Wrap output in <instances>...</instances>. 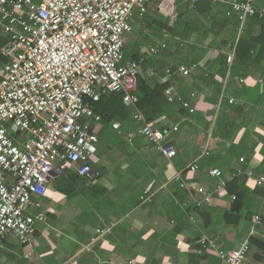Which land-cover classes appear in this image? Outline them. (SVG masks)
<instances>
[{
  "label": "crops",
  "instance_id": "crops-1",
  "mask_svg": "<svg viewBox=\"0 0 264 264\" xmlns=\"http://www.w3.org/2000/svg\"><path fill=\"white\" fill-rule=\"evenodd\" d=\"M161 1L148 0L145 17L133 16L124 57L126 64L144 59L139 72L145 83L168 84L164 95L172 108L169 116L175 117L181 107L187 111L177 120L168 116L160 121L175 158L171 164L164 160L133 118L126 124L100 122L94 128L97 150L89 163L98 175L80 177L76 166L56 163L58 174L27 208L39 217L34 235L25 244L7 236L0 264H213V253L197 254L201 238L213 241L217 249L232 250L249 237L263 236L244 215L252 202L258 203L250 207L252 213L264 214V199L252 195L256 185L245 175L264 174V46L261 52L260 47L250 52L241 65L235 56L230 64L227 54L242 33L249 38L259 34L264 0H254L259 15L240 27L231 18L234 14L227 16L226 1L210 0L211 11L196 17L192 2L197 0H176L175 19L159 12ZM164 22L176 26L173 32L160 26ZM161 43L164 50L148 54ZM218 56L226 61L219 63ZM181 68H188V75L181 74ZM128 133L134 135L131 142L125 139ZM193 161L198 171L185 172ZM213 170L221 172L219 179L211 176ZM240 175L245 176L248 194L245 206L234 211L226 185ZM221 182L226 185L217 191ZM182 183L194 188L191 194ZM197 187L214 192L207 228L194 211H186L196 201L208 204L201 202ZM225 212L238 213L240 221L227 225ZM245 264H252L250 256Z\"/></svg>",
  "mask_w": 264,
  "mask_h": 264
},
{
  "label": "built area",
  "instance_id": "built-area-1",
  "mask_svg": "<svg viewBox=\"0 0 264 264\" xmlns=\"http://www.w3.org/2000/svg\"><path fill=\"white\" fill-rule=\"evenodd\" d=\"M175 1L162 0L159 12L175 19ZM253 3L231 1L227 16L237 14L243 26L256 13ZM147 8L148 0H0V248L7 236L25 244L34 235L39 217L27 208L58 174L56 163L76 166L80 177L98 175L89 163L97 150L94 128L101 118L91 104L104 95L121 94L126 107L136 108L144 59L124 64V48L133 16H144ZM165 48L161 43L148 54ZM234 56V51L227 54L230 64ZM180 73L188 75L189 70L181 68ZM132 118L141 126L139 133L171 164L176 150L165 143L166 133L153 128L139 110ZM112 127L120 128L118 123ZM125 139L131 142L134 135ZM198 169L193 161L185 172ZM211 174L221 176L219 170ZM245 175L264 186V174ZM225 185L221 182L216 190ZM180 187L189 194L194 189L185 183ZM195 192L205 203L214 193L202 187ZM251 224L263 228L264 215L255 214ZM198 244L197 254L211 252L223 264H245L251 251L248 242L232 250L217 249L206 238Z\"/></svg>",
  "mask_w": 264,
  "mask_h": 264
},
{
  "label": "trees",
  "instance_id": "trees-1",
  "mask_svg": "<svg viewBox=\"0 0 264 264\" xmlns=\"http://www.w3.org/2000/svg\"><path fill=\"white\" fill-rule=\"evenodd\" d=\"M226 2H231L233 0H221ZM237 1H243V0H237ZM259 1V0H258ZM190 3V0H188ZM257 3V2H256ZM193 4V11L194 15L197 17H201L205 15L207 12L211 11V2L210 0H197L195 2H192ZM146 15V14H145ZM144 15V17H145ZM143 18V16H142ZM180 18V17H179ZM177 21V26L181 23V18ZM235 24L240 27V22L237 14H234L231 17ZM251 20L254 21V17H250ZM261 23L260 32L259 34L254 38L246 37L245 35L240 36L238 39L236 45H235V63L238 65L245 64L247 62V57L249 56L250 52L255 53V49L257 47H260V52L263 50L261 47L264 46V18L259 19ZM161 27H164L167 31L173 32L174 28L169 27L167 23H159ZM243 29V28H242ZM241 30V28H240ZM237 33V29L235 31V35ZM224 62L226 59L223 57ZM223 59L221 56H218L217 61L219 63L223 62ZM137 61V60H135ZM195 62V59L193 60ZM223 62V63H224ZM123 63H125V57L123 59ZM222 63V64H223ZM234 63V65H235ZM143 64V63H142ZM141 64V65H142ZM192 64V63H191ZM234 65L231 69H234ZM237 65V66H238ZM168 84H153L149 85L145 83L141 76L140 72L138 73L137 77V91L136 95L138 97V103L136 104V110H139L144 115L145 119L149 124L152 126H159L161 131L163 133H166V128H162L163 126L160 125V121L163 118H167L169 116L168 110L172 108L169 107L167 104L164 91L167 89ZM92 109L94 110L95 114H98L101 117V121L105 124H110L114 120L120 121L122 124H126L132 120V115L135 112L134 108L126 107L123 103V97L121 94H107L104 95L97 103L92 104ZM186 112L183 107H181L174 117V115L169 117H174L173 120H177V117H182L186 115ZM139 124V123H138ZM18 135L16 134L15 137ZM165 143L172 145V142L165 141ZM96 153V152H95ZM245 176L240 175L238 177L233 178L229 183L226 185V189L229 195L233 197V208L234 211H239L242 206H245V195L248 194V189L246 188L244 184ZM252 195L259 199H264V186H255ZM257 202L248 206L247 212L244 215L245 219H249L251 221L253 217V213L250 209V207H256ZM194 211L197 217L201 218V224L207 228L211 224V217L213 213V209L211 207V204H199V203H192L187 208L186 211ZM256 213V212H255ZM198 214V215H197ZM253 214V215H252ZM264 215L263 213H260ZM232 212L224 213L223 214V220L226 222L227 225H230L231 223H238L240 221V216L238 213L234 214L235 216H232ZM252 225V224H251ZM253 228V227H252ZM256 230H261L263 233L262 237L252 236L248 238V243L250 245L251 251L248 253L247 257L250 256V259L252 261V264H264V227L263 228H255ZM197 247L200 248L198 241H197ZM202 258V256H200ZM213 264H223L218 258L217 260L213 258Z\"/></svg>",
  "mask_w": 264,
  "mask_h": 264
},
{
  "label": "rangeland",
  "instance_id": "rangeland-1",
  "mask_svg": "<svg viewBox=\"0 0 264 264\" xmlns=\"http://www.w3.org/2000/svg\"><path fill=\"white\" fill-rule=\"evenodd\" d=\"M125 57H126V60H127V56H125ZM142 76L145 77V74H142ZM109 138H111V137H108V139H109ZM112 138H113V137H112Z\"/></svg>",
  "mask_w": 264,
  "mask_h": 264
},
{
  "label": "water",
  "instance_id": "water-1",
  "mask_svg": "<svg viewBox=\"0 0 264 264\" xmlns=\"http://www.w3.org/2000/svg\"><path fill=\"white\" fill-rule=\"evenodd\" d=\"M258 15H259L258 13H255L253 17H255V18H256Z\"/></svg>",
  "mask_w": 264,
  "mask_h": 264
}]
</instances>
